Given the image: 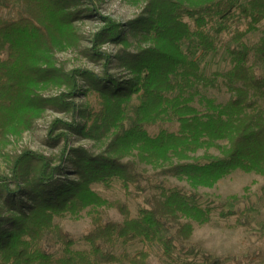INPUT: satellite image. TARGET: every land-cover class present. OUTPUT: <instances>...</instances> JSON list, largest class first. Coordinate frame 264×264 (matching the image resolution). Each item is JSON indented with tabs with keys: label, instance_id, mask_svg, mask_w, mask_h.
Instances as JSON below:
<instances>
[{
	"label": "trees",
	"instance_id": "trees-1",
	"mask_svg": "<svg viewBox=\"0 0 264 264\" xmlns=\"http://www.w3.org/2000/svg\"><path fill=\"white\" fill-rule=\"evenodd\" d=\"M76 1L0 0V9L12 13L0 17V150L20 139L48 108L73 110L85 119L82 126L57 119L51 132L60 127L91 141L110 138L106 153L97 156L66 147L62 161L68 152L75 155L79 180L62 186L63 164L30 149L13 155L9 175H0V264H150L148 250L117 252L133 242L159 244L162 257L173 264H224L206 253L200 260L189 258L183 242L193 229L180 220L207 224L215 209L204 208L196 194L179 187L163 188L164 200H148L135 218L126 205L117 204L127 217L124 223L94 213L93 228L84 237L89 251L74 250L75 241L55 225V218L106 205L92 187L113 179L129 195L131 187L145 191L137 164L123 161L133 152L141 163L196 189L213 188L237 170L264 177V37L251 47L230 50L236 64L223 75L231 95L226 103L202 98V107L195 105L198 87L212 85L201 72V57L217 49L216 39L231 26L237 28V40L256 32L264 21V0H144L148 16L138 28L151 47L120 58L128 79L72 71L66 77L71 91L46 97L49 86L64 81L54 54L78 42L74 23L82 11L72 8ZM121 34L120 25L107 21L94 44L121 40L125 45ZM95 51L107 69L111 56ZM76 75L91 82L85 93L95 97L91 108L78 111L68 101L81 94ZM160 123L178 124V131L162 128L152 134ZM203 150L206 154L196 157ZM211 150L220 155L207 154ZM232 215L221 211V216ZM52 233L63 245L59 255L47 244Z\"/></svg>",
	"mask_w": 264,
	"mask_h": 264
},
{
	"label": "rangeland",
	"instance_id": "rangeland-1",
	"mask_svg": "<svg viewBox=\"0 0 264 264\" xmlns=\"http://www.w3.org/2000/svg\"><path fill=\"white\" fill-rule=\"evenodd\" d=\"M250 1L240 0L243 4ZM145 7L144 0H78L74 2L72 8L82 11L80 18H77L74 23L78 42L74 46L54 54V64L61 71L64 81L61 86H49L44 92L45 96L57 97L62 93L68 94L71 88L66 82V77L72 71L90 72L99 77H104L105 73L108 72L109 75L119 80L128 79L127 77L130 76L122 68L124 64L120 58L129 55L135 56L142 50L151 47L148 36L138 28L141 21L148 16ZM11 16L12 13L8 10L0 9L1 18ZM107 21H113L120 25L122 28L121 38L125 39V45L121 40L106 42L103 45L94 44L95 36L106 27ZM240 29L245 31L243 26ZM236 33V26H231L216 39L217 49L201 57V72L212 81V85L198 87L199 94L195 102L198 108L202 107V98L211 99L218 104H224L229 100L231 95L227 90L223 75L232 70L236 64L230 50L256 45L264 37V21L259 25L256 32L247 34L240 40L236 39ZM95 49L111 56L112 62L107 69L104 66L103 56H95ZM75 79L81 94L68 99V101L76 105L78 111L93 107L95 97L85 95L88 93V88L91 89L92 87L91 82L85 75H76ZM57 119L66 123H72L74 120L80 126L85 124V119L78 112L73 110L60 112L54 108H48L28 132L0 150V175H9L11 158L16 152L20 153L23 149H30L51 157L55 165L63 164L66 167L64 175L59 177L58 186H62L67 182L79 180L75 166L72 164L74 160H77L75 155L68 152L62 161L63 151L66 147L69 150H85L95 156L106 153L110 141L109 135L91 141L85 139L78 132L67 131L60 127L51 132L52 125ZM162 128L176 132L178 131V124L160 123L152 129L151 133L156 134ZM61 134L66 137H57ZM205 154L206 151L203 150L196 157H203ZM207 154L220 155L216 150H211ZM123 161H132L137 164L138 172L145 178L142 182L145 191L141 192L135 187H131V194L129 195L123 188L121 181L113 179L107 185L97 184L92 187L100 197L107 201L106 205L87 208L78 215L56 216L55 225L68 233L75 241L74 250L89 251V246L85 243L84 237L93 228L92 215L94 213H100L106 221L124 223L127 217L120 213L117 204L126 205L130 210L131 217L135 218L139 208L143 205L147 206V202L164 200L163 188L179 187L189 193L196 194L204 208L215 209L211 221L207 224L201 225L189 218L180 220L182 225H190L193 229L190 240L183 242L184 248L192 255L189 258L200 260L201 254L206 253L221 259L224 264H264L263 176L237 170L220 180L213 188L196 189L186 180L141 163L137 152L131 153ZM12 187L15 188L13 185ZM221 211L235 212V215L224 217L221 216ZM175 231L173 230L172 234ZM47 244L54 254L59 255L62 252L63 245L56 233L50 234ZM123 250H126L130 255L148 250L151 254L150 264H173L162 257V247L159 244L145 245L133 242L126 248L118 246L117 252Z\"/></svg>",
	"mask_w": 264,
	"mask_h": 264
}]
</instances>
